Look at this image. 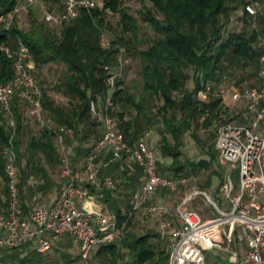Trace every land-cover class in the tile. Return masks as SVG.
<instances>
[{
  "label": "trees",
  "instance_id": "16d2710c",
  "mask_svg": "<svg viewBox=\"0 0 264 264\" xmlns=\"http://www.w3.org/2000/svg\"><path fill=\"white\" fill-rule=\"evenodd\" d=\"M140 1L143 5L150 3L152 6L141 12L140 19L155 34L145 49L140 48L146 43L143 42L140 19L125 9V0H103L100 8L83 9L77 19L60 25L62 28L58 36L51 33L40 36L33 31L25 33L16 27L0 28V46H10L16 51L18 40L21 39L30 47L38 65L60 62L66 66L63 81L57 88L67 95L69 106L57 105L43 88L42 105L44 114L51 122L72 131L75 141L73 150L79 160L77 164L82 163L81 158L85 160L94 146L88 147L86 142L92 136L98 140L102 135V126L91 111V103L95 101L104 106L109 76L106 67L113 66L120 50L126 48L144 63L142 72L145 95L137 99L128 89L122 87V81L119 83V89L113 97L114 106L108 111L117 120L118 130L125 135L130 145H134L149 132L150 126L158 125L161 136L158 149L161 158L170 160L166 165L158 161L159 173L182 178L198 176L203 171L212 170L207 181L210 186V178L214 174L221 175L222 178L224 176V168L218 161L216 143L215 146H208V160L190 161L183 157L185 136L201 120L203 126L209 129L222 114L228 112L231 104L224 103L222 96L215 93L216 86L222 83L226 75H233L237 69L247 71L254 68L258 77L255 86L258 85L260 58L264 54V43L261 42L264 33V0ZM17 4L18 0H0V21L7 17ZM248 4L257 7L255 16L245 11ZM240 8L244 12L241 19L243 27L230 31L233 16ZM115 14H119L120 20L114 28L109 17ZM257 22L261 28L254 27ZM107 29L115 33L110 49H105L102 45V36ZM13 77L14 59L0 51V86ZM190 79L194 82L193 89H188L187 86ZM201 92H205L206 99L200 97ZM21 102L25 103L20 97L12 100L18 125V164L23 179L21 199L27 212L23 200V186L27 176L35 175L41 180L42 183L38 185L40 193L46 194L55 187L49 170L43 166L42 161L37 160V155L41 153L44 162L52 168L60 164L61 158L55 142L56 134L49 127L42 130L40 137L32 138L26 152L21 153ZM236 118L240 119V113L232 119ZM8 137L6 120L0 115V181L6 180L2 150L8 142ZM195 138L199 144L206 145L209 138H216V135L210 134L204 141L196 136ZM26 156L28 173L22 167ZM123 162L125 161L112 164L102 174H112L111 168L114 165L115 168L119 167ZM217 164L223 172L213 170ZM100 190L105 195V202H110L112 189ZM3 193L6 194L7 189L0 191V195ZM3 207H7V203L0 199V208ZM109 207L119 217L123 215L122 211L115 207V203H111ZM132 222L133 220L129 227ZM162 241L166 240L161 239L158 233L129 235L124 245L129 249L133 260L127 264H168L170 242L162 246ZM115 248L116 245L112 243L102 247L98 254L101 255L104 249H110V255L114 256ZM12 252L24 255V262L42 261L41 255L30 246L16 248ZM71 257L69 253L63 254L65 260Z\"/></svg>",
  "mask_w": 264,
  "mask_h": 264
},
{
  "label": "built area",
  "instance_id": "2783aa9c",
  "mask_svg": "<svg viewBox=\"0 0 264 264\" xmlns=\"http://www.w3.org/2000/svg\"><path fill=\"white\" fill-rule=\"evenodd\" d=\"M40 0H26L17 5L6 19L15 17ZM62 10H43L44 20L49 24L63 25L77 19L83 9L94 10L102 6L99 0H63ZM252 16L257 14L254 5L245 6ZM4 18V19H5ZM105 49L112 47L107 33L102 36ZM0 51L14 59V77L0 86V115L6 120L8 142L2 150L6 180L0 181V191L7 203L6 211L0 215V257L6 251L30 246L41 255V262L26 264H51L55 241L64 235L73 239L78 252L69 260L59 264H95L93 254L97 248L110 245L122 238L135 216L145 209L161 223L160 236L168 240V264H208L205 251L218 249L230 254L234 264H264V54L260 58L259 83L245 90L233 89L221 96L224 103H243L241 124L226 123L216 132V148L219 164L225 169L224 182L213 198L200 189L192 177H171L158 171L157 152L142 137L130 145L125 135L118 130L117 120L108 111L114 106L113 97L123 77L125 58L123 49L113 66H107L108 94L104 106L95 101L91 111L102 126V135L86 156L83 171L76 170L66 149L64 127H53L45 118L42 99L43 89L35 70L31 49L21 39L16 51L10 46H0ZM20 97L30 108V114L42 128L49 127L56 134V145L62 151L63 183L60 192L50 206H41L26 212L21 199L22 175L18 164V125L12 100ZM200 97L206 99L205 92ZM128 161L142 168L144 180L132 195L129 208L119 217L106 210L91 196V188L114 189L112 176L102 172L112 164ZM238 172V183L232 172ZM185 190L186 195L176 209L155 202L147 207L153 197L164 191ZM224 196L230 207L220 203L217 197ZM204 197L217 216L204 219L194 210L187 208L188 202ZM173 214L181 220L175 226L168 219ZM0 264H2L0 262Z\"/></svg>",
  "mask_w": 264,
  "mask_h": 264
},
{
  "label": "rangeland",
  "instance_id": "374dc122",
  "mask_svg": "<svg viewBox=\"0 0 264 264\" xmlns=\"http://www.w3.org/2000/svg\"><path fill=\"white\" fill-rule=\"evenodd\" d=\"M26 0H18L17 5H22L25 3ZM41 3L38 4L36 7H30L27 10L22 11L19 13L13 21L10 19H3L0 21V28H13L16 27L19 30L27 33V32H35L38 35H46L48 33H51L53 35H59L61 32V26L55 25V24H49L44 20L43 17V10H62L63 0L54 2L49 0H40ZM103 1V0H99ZM125 9L129 11L132 15L140 19L141 12H145L146 8H151L150 3H143L140 0H125ZM261 7V6H260ZM257 9V7H255ZM262 8V7H261ZM243 10L240 8L233 16V22L229 26V30H240L243 27V21L241 20L243 17ZM109 20L111 21L113 27H117L120 16L119 14L111 15L109 17ZM141 28H142V37L143 42H146L140 46V48L145 49L149 43H151L153 37L155 36L154 32L151 30V28L140 19L139 22ZM256 28H261V25L259 22L255 24ZM106 33L110 36L112 40L115 39V33L107 29ZM251 33V29L249 30V34ZM261 42L264 43V33L261 37ZM123 49L124 58L126 61L125 68L123 71V77L121 79L122 81V87H125L128 89V91L136 96L137 99L139 97L145 95L144 90V79H143V67L144 63L142 62V59H138L134 57L131 53H129L126 48ZM35 63V70L37 71V75L39 78V82L41 87L48 91L50 96L54 99L55 103L57 105L68 107L69 100L67 95H65L62 91L58 90L57 86L60 85V83L63 81L64 74L66 71V66L63 63L60 62H49L45 65H38ZM255 69L249 68L247 71H244L242 69H237L234 71L233 75H226L220 85L216 86L215 93L222 95L225 93L226 95L230 94L233 89L237 90H245L248 88H252L256 85L258 77L255 75ZM188 89H193L194 82L192 79L188 81ZM158 103V102H157ZM21 107H23L22 110H20L21 118L23 122V130L20 133L19 136V142H20V151L21 153H25L26 149L28 147V144L30 143L31 139L36 137H40L41 132L44 128L40 126V124L37 122V119L30 114V108L27 105V103L21 102ZM242 107L243 103L239 102L237 104L231 105L228 112L225 114H222V117L214 122L213 126L211 128H206L203 126V120H201L199 123H197L192 131L188 132L185 136V147L183 149L184 151V159H188L190 161H200L202 159H209L208 155V146L214 145L216 143V138H209L210 134L216 135L217 129L219 126H221L223 123H234V124H241L244 121L240 114V119H232L235 115L242 113ZM157 110H155V113ZM45 118L47 121L53 126L57 127L56 124L51 122L46 114ZM159 120V117H157ZM223 121V123H221ZM227 121V122H226ZM234 121V122H233ZM159 126L154 124L150 126L149 132L153 133L154 136L152 137V140L149 138V135L146 133L142 137H144L148 143L149 146L154 149L157 152L158 161H162L164 165L169 164V159H162L161 154L158 149V145L160 143L161 136L158 131ZM195 136L200 139L201 141L206 140L209 138L206 145L199 144L195 138ZM65 141H66V149L69 153H72L71 159L73 161V165L75 166L76 170H79L80 172L83 171V165L84 160L82 158L80 161H82L81 164H77L79 161L77 157H75V152L73 150L75 141L73 139V133L71 130H66L65 134ZM94 136L90 138L88 142H86V145L88 147H91L95 144L97 139H93ZM60 158L62 159V151L60 148H58ZM27 158L26 156L22 162V167L26 169L28 173L27 168ZM37 160L42 161L43 166L49 170L52 180L55 184V187L51 190H49L46 194L43 193V196L41 195L40 191L38 190V185L41 184V180L35 176H27L25 179V184L23 186V200L24 204L27 207V210H30L32 207H41L44 206L45 198L47 195L52 193L53 191H59L61 184L63 183V177H62V162L54 168H52L49 164L44 162L43 155L39 153L37 155ZM136 165V164H135ZM218 172H223L221 167L217 164L215 165L214 169ZM226 171L232 172L234 175V181L237 184L238 183V172L234 171L232 166H228ZM212 170L210 171H203L198 176H188L196 179V183L198 187L204 191H207L208 194H210L211 197H215L217 193L220 191V187L223 184L224 176L222 178L221 175L214 174L210 179L211 184L210 186L207 185V181L209 180L210 174ZM225 173V169H224ZM114 179L115 187L114 190L123 192L124 196H128V194L131 195V190L133 191V182L130 183L128 180L127 183L122 182L121 177L112 176ZM41 195V196H39ZM186 195L185 190H180L177 192H168L164 191L161 193L156 202H163L164 204L168 205L172 210L176 209L181 202L183 201L184 197ZM0 199L3 200V202H6L3 195H0ZM217 200L220 201V203L226 205L227 208L230 207V202L226 197L224 196H218ZM154 202L150 201L147 204V207L152 205ZM38 205V206H37ZM187 208L199 212L204 219H213L217 216V213L214 210V207L204 198V197H197L196 199L188 202L186 205ZM35 207V208H36ZM7 207L0 208V215L6 211ZM127 210V209H126ZM173 225L180 226L181 220L180 218L173 214L172 216H169L168 218ZM161 223L158 218L153 217L147 209L137 214L131 223L128 230L125 231L124 235L120 240L115 242L116 248L114 250V256L110 255L111 251L110 249H104L102 251V254L99 255L98 252L100 249L104 246H100L97 248L93 254L94 262L95 264H127L131 263L133 258L132 255L129 252V249L124 245L125 239L130 235H136V236H143L147 233H160ZM162 246H166L168 244V240L165 242H160ZM78 252V247L76 242L71 239L68 235H64L60 238V240L55 241L53 252H52V262L51 264H59L62 260H65L63 258V254L69 253L71 256L75 255ZM16 252L12 251H6L0 257V262L2 264H26L30 262H24L22 255H16ZM205 257L208 264H234L232 260L230 259V254L225 251H220L218 249L215 250H207L205 251ZM239 264V263H237Z\"/></svg>",
  "mask_w": 264,
  "mask_h": 264
},
{
  "label": "crops",
  "instance_id": "0c3cea01",
  "mask_svg": "<svg viewBox=\"0 0 264 264\" xmlns=\"http://www.w3.org/2000/svg\"><path fill=\"white\" fill-rule=\"evenodd\" d=\"M22 109H23V107H21V105H20V110H22ZM153 133H151V132L147 133L151 140H152V137L154 136ZM115 166L116 165H114L111 168L112 169V174L108 173V172L111 171V169L109 171H106L108 173L107 176L121 177L123 179L122 182H124V183H127L128 180L130 181V183L133 182V191L131 190V195L128 194V196H124L123 192L116 191V190L112 189L113 195L110 198V202L106 203L105 199H104L105 195L102 194V190H100L99 188H91V191L94 192V193L93 192L91 193V196H92V199L94 201H97L98 203H100L106 210H109V211L113 212L110 209L109 205H111V203H115V207L117 209H120L122 211V213H124L126 211V209H128L129 202H130V199H131L132 195L142 185V182L144 180V174L142 172V169H140V167H138L137 165H134L132 163H129L128 161L120 163L119 167L115 168ZM61 186H62V184H61ZM60 189H61V187H60ZM59 192H60V190L56 191V192L53 191L52 193L47 195V197L45 198L44 206H50L51 204H53L54 201L56 200ZM41 195L43 196V193H41ZM41 195H39V196H41ZM158 198L159 197H153L152 201L154 199H156V201H157ZM162 202H163V200H162ZM162 202H160V203H162ZM35 207L34 208L32 207L30 210H27V212L30 213L31 211H33L35 209ZM113 213H115V212H113Z\"/></svg>",
  "mask_w": 264,
  "mask_h": 264
}]
</instances>
